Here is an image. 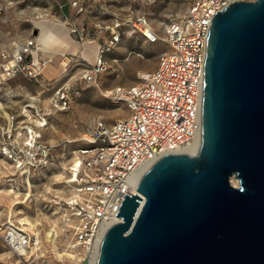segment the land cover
<instances>
[{"label":"water","instance_id":"95a60500","mask_svg":"<svg viewBox=\"0 0 264 264\" xmlns=\"http://www.w3.org/2000/svg\"><path fill=\"white\" fill-rule=\"evenodd\" d=\"M132 186L96 264H264V0L213 18L197 149Z\"/></svg>","mask_w":264,"mask_h":264},{"label":"built area","instance_id":"2783aa9c","mask_svg":"<svg viewBox=\"0 0 264 264\" xmlns=\"http://www.w3.org/2000/svg\"><path fill=\"white\" fill-rule=\"evenodd\" d=\"M233 1L192 0L182 18L169 20L167 49L160 55L158 66L143 71L136 83L118 86L111 93L114 102L126 106L128 115L112 123L95 120L74 152L69 170L73 194L66 201L62 228L68 237L64 247L68 245L72 253L55 256L56 263H50L37 234L8 222L2 228L1 238L21 262L96 264L108 228L122 221L117 214L126 194L138 193L132 186L136 175L168 153L183 152L200 136L210 27L214 16ZM148 25V19L140 15L133 21V30L157 43L160 38L156 32L145 33ZM120 26L118 23L111 38L99 46L96 64H91L84 75L86 80L95 81L108 68L106 55L123 39V32L117 29ZM52 60L50 56L42 57L41 46L34 37L18 42L13 50L1 49L0 93L9 81L24 76L38 81L44 89H53L54 106L68 109L78 91L70 83L53 86L52 80L45 77L44 71ZM61 62L66 75L71 58L66 56ZM32 136L23 146L28 166L47 165L51 148L38 146ZM15 145L7 150L12 158L21 152V147Z\"/></svg>","mask_w":264,"mask_h":264},{"label":"rangeland","instance_id":"374dc122","mask_svg":"<svg viewBox=\"0 0 264 264\" xmlns=\"http://www.w3.org/2000/svg\"><path fill=\"white\" fill-rule=\"evenodd\" d=\"M191 2L0 0V32L17 42L37 37L43 27L58 34L69 30L71 41L66 47H44L37 42L42 53L53 58L50 64L55 70L50 73L45 69V77L52 80L53 86L70 83L78 91L71 106L64 110L52 103L53 89H44L38 81L24 76L9 81L0 93V264H24L1 238L2 228L11 218L9 204L15 198L24 202L15 206L13 222L19 224L21 216L41 222L38 231L50 263L56 256L55 241L57 248L66 245L68 237L64 231H60L58 237L53 236L51 241L46 240V235L56 223L61 226L59 230L65 223L66 201L73 194L68 180L75 150L83 143L95 120L105 119L112 123L128 115L126 106L114 102L111 93L118 86L136 83L141 71L155 69L160 55L167 49L165 40L152 43L139 31H134V19L145 16L153 29L165 38L169 20L182 18ZM38 21L44 23L40 25L36 23ZM118 23H121L117 29L123 32V39L106 55L108 68L95 81L86 80L85 73L92 68L91 64H96V60L91 62L83 56L86 43L92 41L99 48L111 38ZM14 47L4 50H13ZM62 54H69L71 58L66 75L64 65L60 64ZM30 134L38 146L51 148L52 156L47 165L28 166L23 146ZM14 144L19 149L21 147V152L12 158L7 150ZM38 154L41 155L39 151Z\"/></svg>","mask_w":264,"mask_h":264},{"label":"bare ground","instance_id":"6f19581e","mask_svg":"<svg viewBox=\"0 0 264 264\" xmlns=\"http://www.w3.org/2000/svg\"><path fill=\"white\" fill-rule=\"evenodd\" d=\"M37 24L42 25L44 23V21H38L36 22ZM145 33L149 34L151 33V31L156 32L153 27L149 24L147 26L146 29H144ZM157 33V32H156ZM158 34V33H157ZM159 35V34H158ZM70 34H69V30L65 29V33L64 34H58L53 30H50L49 28H42L41 32L39 33V35L37 36L38 41L44 46V47H48L50 45H55L56 48H63L66 47L68 45V43H70V38H69ZM159 38L162 40H165V38H163L162 36L159 35ZM0 40H2V42L0 43V50L1 49H5L7 47H14L18 42L13 39L10 38L6 35H4L3 33L0 32ZM98 45L92 41L86 43L85 48L83 50V56L86 57L88 60H90L91 62L95 61L97 56H98ZM69 57L67 54H64V57ZM63 57V59H64ZM61 65L62 62H61ZM48 70V72L53 73V71L55 70L54 67L51 64H48L46 67V71ZM143 73L142 71L140 72V74ZM139 74V75H140ZM97 83V81H96ZM121 111H123L122 108H120ZM198 142H199V137H197L192 143H190L187 147L183 148L182 151L183 152H194L197 149L198 146ZM147 169V167H144L137 175H136V180H138V178L145 172V170ZM69 181V180H68ZM30 183V182H29ZM232 183L233 185H238V180L233 178L232 179ZM133 191H135V189H133ZM28 199V198H27ZM26 199V200H27ZM25 200V201H26ZM23 200H20L19 198H15L12 199V201L9 204V207L11 209V218L10 221L11 224H15L17 225L15 222H13L12 220V216L14 214V208L17 204H21L23 203ZM22 213V212H19ZM41 222L38 220H31L28 216H21L19 217V227L24 229V230H30L31 232L33 231V233L37 234L40 238L41 236L39 235V226H40ZM61 228L60 224L56 223L55 226H53V228L51 227V230H49L47 232L46 235V240L47 241H51L54 239V237H58L60 236V231L59 230ZM37 231V232H34ZM54 236V237H53ZM54 250H55V255L58 257H62L64 254H71L72 251L70 249H68V245L66 247H63L62 249H60L59 247L57 248L56 245V241L54 243Z\"/></svg>","mask_w":264,"mask_h":264},{"label":"crops","instance_id":"0c3cea01","mask_svg":"<svg viewBox=\"0 0 264 264\" xmlns=\"http://www.w3.org/2000/svg\"><path fill=\"white\" fill-rule=\"evenodd\" d=\"M36 40L38 41L37 37L35 36ZM69 55V54H68ZM48 56V54H45V53H42V57H46ZM64 55L62 54L59 58H60V64H61V61L63 59ZM53 59V58H52ZM52 65V64H51ZM48 79V78H47Z\"/></svg>","mask_w":264,"mask_h":264}]
</instances>
